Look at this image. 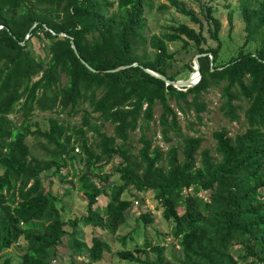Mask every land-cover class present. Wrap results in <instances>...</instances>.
Wrapping results in <instances>:
<instances>
[{
    "label": "trees",
    "instance_id": "16d2710c",
    "mask_svg": "<svg viewBox=\"0 0 264 264\" xmlns=\"http://www.w3.org/2000/svg\"><path fill=\"white\" fill-rule=\"evenodd\" d=\"M189 1L197 11L183 0H167L198 30L179 24L149 35L146 0H0V264H12L5 253L21 245L19 264H51L57 257L68 222L41 175L51 170L57 175L73 165L76 150L84 158L75 187L87 201V215L69 221L73 229L82 222L114 235L131 207L123 194L129 188L151 192L162 217L172 222L182 252L181 259L169 263L163 246L146 241L133 251H118L119 259L134 264H264V0H239L243 35L236 55L226 62L220 58L222 24L214 16L218 0ZM228 20L232 25L231 13ZM204 24L215 47L206 45ZM34 39L43 56L33 51ZM170 44L179 49L171 50ZM180 51L200 55L195 86L178 90L144 72L171 81L187 79L194 71L192 61L182 67L184 76L183 70L172 73ZM120 67L126 68L111 72ZM214 86H221L220 110L230 121L239 120L238 110L245 104L242 133L231 137L225 129L215 131L214 153L201 148V137L185 136L180 148L166 151L147 137L156 105L161 135L169 141V133H181L170 101L193 106L201 120L206 106L200 95ZM35 111L53 115L47 129L34 121ZM14 112L21 113L19 126L9 118ZM80 112L79 125L61 116ZM105 124L113 127V135L103 131ZM136 130L141 146L134 154L127 141ZM28 137L45 141L41 146L48 159L31 154ZM116 156L122 162L113 173L121 183L112 185L103 208H94L106 193L94 178ZM138 220L144 227L154 223L149 212L140 213ZM69 237L74 253H87L91 263L109 251L98 237L90 245L74 232Z\"/></svg>",
    "mask_w": 264,
    "mask_h": 264
},
{
    "label": "rangeland",
    "instance_id": "374dc122",
    "mask_svg": "<svg viewBox=\"0 0 264 264\" xmlns=\"http://www.w3.org/2000/svg\"><path fill=\"white\" fill-rule=\"evenodd\" d=\"M183 1L197 11L195 3L189 0ZM215 4L217 5V11L214 16L218 18L222 24L219 33L220 40L223 43L220 58L222 62H226L231 56L236 55L243 35L239 0H218ZM160 5H165L166 8L161 9L159 8ZM229 13L232 14V25H230L228 20ZM144 17L147 22V33L149 35H160L165 32L168 27L177 26L179 24H185L195 30H198L199 28L197 24L190 22L187 17L178 14L173 8L169 7L167 0H146ZM203 30L207 38L206 45L215 47L216 43L211 41L207 36V26L205 24ZM169 47L171 50L176 51L179 49V44H170ZM33 51L37 56H43V50L37 39L33 40ZM176 58L177 64L172 69V73H175L178 70H183L182 67L190 61L193 62L194 59L192 51L188 53L180 51ZM181 74L184 76L186 70H183ZM220 90L221 86H214L200 95L199 101L206 106V110L199 114L201 120H198L193 106H190V109H187L183 103H177L176 101L171 100L170 105L177 114L181 133L180 136L169 133L167 137L169 141H166L161 135V128L157 121L161 109L159 105H156L154 107V121L150 124V129L146 132L147 137L152 140L154 145L159 146L163 151L168 150L171 146L180 148L182 139L185 136L201 137L203 139L201 148H208L214 153L215 142L212 134L215 131L225 129L228 131L229 136L234 137L235 135L242 133L246 128L243 117L245 104H242L243 109L238 110L239 120L230 121L220 110L222 102ZM187 100L188 102H191L192 97L188 96ZM83 108L88 107L85 104ZM82 113L83 112H80L76 116L67 114H62L61 116L64 117L70 125H79ZM50 116L53 115L35 111L33 119L38 123L41 129L45 130L48 128L47 119ZM9 118L15 126H19L22 121L21 113L18 112H14ZM103 131L109 136L113 135V127L109 124L104 125ZM86 136L90 143L92 141L91 133H87ZM139 136L140 132L139 130H136L130 134L129 140L127 141L128 148L134 154H136L138 148L141 146L139 143ZM118 142L120 141L118 140ZM26 143L33 156L45 160L48 159V156L41 146L45 144L44 140H37L33 137H28ZM75 154L78 155L77 160L73 162V165H68L57 175L54 174L52 170L41 175L44 186L53 196L56 197L57 201L55 205L56 208L59 209L62 219L68 222L65 226L67 234L62 238V242L57 249V257L51 262V264H134L119 259L116 256V253L121 250L133 251L135 248L143 246L146 241L149 242L150 245L164 247V260L166 262L172 263L177 259L182 258V252L178 245V240L174 238L172 234L173 224L171 221H167L162 217V209L154 200L153 193L151 192L141 194L136 193L129 188L123 194L122 199L130 201L131 207L127 212L128 218L125 223L118 228L114 235H110L105 230L96 227L93 228L90 225H83L82 222L78 223L73 229L70 226L69 221L74 219L80 221L82 217L87 215V201L82 193L76 191L75 187L76 177L83 167L81 158L84 157L83 155H80V153L75 152ZM120 162H122L121 158L116 156L112 159V162L105 166L102 172L99 173V179L94 178V180L104 187L106 192L97 198V203L94 205V208H103L110 199L109 195L112 185L121 183L118 181L117 175L113 173ZM61 176H65V181H61ZM104 176H108L107 181H103L102 178ZM69 182H73L74 187L71 186ZM68 190H70V192L66 193ZM142 212H149L154 218V223L144 227L142 222L138 220V215ZM70 232H74V236L87 245H90L92 237H98L107 243L109 251L104 253L100 262L91 263L88 261L87 253H74L73 248L69 245ZM123 238L124 242L122 241ZM23 251L24 247L22 245L15 246L14 249L12 248L9 252L5 253V256L11 258L12 264H19V256ZM236 254L237 253H234V255ZM140 256L142 258L145 257L142 253ZM148 257L151 261L155 259V255L149 251Z\"/></svg>",
    "mask_w": 264,
    "mask_h": 264
},
{
    "label": "water",
    "instance_id": "95a60500",
    "mask_svg": "<svg viewBox=\"0 0 264 264\" xmlns=\"http://www.w3.org/2000/svg\"><path fill=\"white\" fill-rule=\"evenodd\" d=\"M35 26V25H34ZM59 36H62V37H66L65 34H59ZM70 45H71V48L72 50L74 51V53L76 54V56L78 57V54L76 52V49H75V45L71 39V42H70ZM200 56V55H199ZM199 56H195L194 59H193V69L194 71L192 73H190V75L188 76L187 79H183V80H177V81H171V80H168L166 79L165 77L161 76V75H158L156 73H154L153 71L149 70V69H143L144 72H146L147 74L165 82L166 85H171L175 88H177L178 90H182V91H186L188 88H191L193 86H195L199 80H200V73H199V65H198V57ZM81 63L89 70V71H94L88 64H86L84 61L81 60ZM132 66H138L137 63H133ZM126 67H120V68H117L115 70H111V72H115V71H118L120 69H124ZM193 74H196L197 76V81L195 83H191V79H192V75ZM181 88H185V89H181Z\"/></svg>",
    "mask_w": 264,
    "mask_h": 264
},
{
    "label": "bare ground",
    "instance_id": "6f19581e",
    "mask_svg": "<svg viewBox=\"0 0 264 264\" xmlns=\"http://www.w3.org/2000/svg\"><path fill=\"white\" fill-rule=\"evenodd\" d=\"M197 81V76L196 74L192 75L191 83H195Z\"/></svg>",
    "mask_w": 264,
    "mask_h": 264
},
{
    "label": "built area",
    "instance_id": "2783aa9c",
    "mask_svg": "<svg viewBox=\"0 0 264 264\" xmlns=\"http://www.w3.org/2000/svg\"><path fill=\"white\" fill-rule=\"evenodd\" d=\"M76 152H77V150H76Z\"/></svg>",
    "mask_w": 264,
    "mask_h": 264
}]
</instances>
